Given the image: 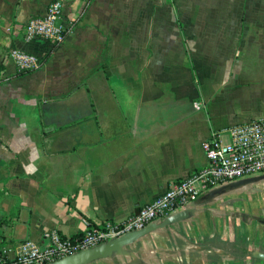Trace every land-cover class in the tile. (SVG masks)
<instances>
[{
	"label": "crops",
	"instance_id": "0c3cea01",
	"mask_svg": "<svg viewBox=\"0 0 264 264\" xmlns=\"http://www.w3.org/2000/svg\"><path fill=\"white\" fill-rule=\"evenodd\" d=\"M51 1L0 0V249L10 253L53 229L74 237L84 220L125 219L205 167L211 134L227 141L230 126L264 117V0H59L64 42H25L21 26ZM13 47L41 66L18 74ZM86 264H264V172L202 190Z\"/></svg>",
	"mask_w": 264,
	"mask_h": 264
},
{
	"label": "built area",
	"instance_id": "2783aa9c",
	"mask_svg": "<svg viewBox=\"0 0 264 264\" xmlns=\"http://www.w3.org/2000/svg\"><path fill=\"white\" fill-rule=\"evenodd\" d=\"M61 13V2L52 0L44 14L32 16L23 23L20 28L23 40L43 39L54 45L62 44L67 28L59 22ZM8 56L18 72L34 71L41 66L39 56L20 48H11ZM202 105L201 102L195 103L196 108ZM225 131L227 141L218 132L202 142L208 160L205 167L172 184L125 219L106 220L100 225L84 220V231L74 237L50 230L42 243L26 239L19 242L13 253L0 249V264H49L127 232L142 229L157 218L168 216L208 187L264 172V117L235 124Z\"/></svg>",
	"mask_w": 264,
	"mask_h": 264
},
{
	"label": "water",
	"instance_id": "95a60500",
	"mask_svg": "<svg viewBox=\"0 0 264 264\" xmlns=\"http://www.w3.org/2000/svg\"><path fill=\"white\" fill-rule=\"evenodd\" d=\"M177 218V215L171 216L164 220L161 225L164 226L166 224H169ZM153 222L142 229L127 232L119 237L110 239L104 243L98 244L91 248H87L79 252L70 254L49 264H86L92 260L108 256L112 252H115L120 247L124 246L125 244L143 236L148 230V228L153 225Z\"/></svg>",
	"mask_w": 264,
	"mask_h": 264
},
{
	"label": "rangeland",
	"instance_id": "374dc122",
	"mask_svg": "<svg viewBox=\"0 0 264 264\" xmlns=\"http://www.w3.org/2000/svg\"><path fill=\"white\" fill-rule=\"evenodd\" d=\"M195 5H197V4H195L194 2L193 3L187 2V3L182 4L183 8H187L188 10L194 9ZM199 6H201V7L204 6L206 8V6H208V3L199 4Z\"/></svg>",
	"mask_w": 264,
	"mask_h": 264
},
{
	"label": "trees",
	"instance_id": "16d2710c",
	"mask_svg": "<svg viewBox=\"0 0 264 264\" xmlns=\"http://www.w3.org/2000/svg\"><path fill=\"white\" fill-rule=\"evenodd\" d=\"M23 73H26V71H20V72H18V74H23Z\"/></svg>",
	"mask_w": 264,
	"mask_h": 264
}]
</instances>
